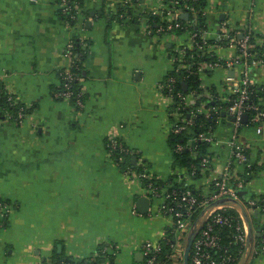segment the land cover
Listing matches in <instances>:
<instances>
[{"label":"crops","instance_id":"crops-1","mask_svg":"<svg viewBox=\"0 0 264 264\" xmlns=\"http://www.w3.org/2000/svg\"><path fill=\"white\" fill-rule=\"evenodd\" d=\"M122 1L79 0L75 19L66 20L58 0H0V94L13 92L29 111L26 124L18 125L0 107V201L10 207L7 216L0 215V264L67 259L82 264L100 251L107 252L99 257L103 264H144V243L171 249L168 240L179 257L176 264H184L190 237L176 236L173 222L166 220L170 216L152 212L144 186L127 179L107 150L108 140L116 137L135 151L129 159L134 170L142 160L150 176L163 183L181 173L169 99L160 89L173 68L172 45L165 39L153 42L138 20L140 6L126 9L125 21L119 19ZM200 8L210 28L229 22L264 40V0H203ZM71 41L82 48L81 109L54 97ZM250 74L253 85L264 88V67H252ZM216 75L218 87L212 86L224 94V73ZM235 134L249 150L250 165L258 168L239 201L258 238L264 218L247 203L264 199V134L248 121L235 133L223 113L205 153L223 161L211 173L219 177ZM208 175L187 185L208 195ZM141 198H149L147 213L139 210Z\"/></svg>","mask_w":264,"mask_h":264},{"label":"built area","instance_id":"built-area-1","mask_svg":"<svg viewBox=\"0 0 264 264\" xmlns=\"http://www.w3.org/2000/svg\"><path fill=\"white\" fill-rule=\"evenodd\" d=\"M58 1L60 13L66 20L75 19L79 1ZM199 1L124 0L119 6L121 14L117 13L119 19L125 21V10L140 6L143 16L138 20L153 42L170 41L173 68L160 89L169 99V116L172 119L170 133L185 140L184 143L174 145V153L188 151L194 163L189 169L182 168L175 180L163 183L150 176L142 160L138 169L131 168L129 159L135 155V151L116 137L108 140L107 150L123 169L127 179L141 183L150 200L159 202L157 215H168L173 219L172 232L176 236L190 237L194 234L188 264H256L264 259V227L256 238L249 225L246 209L241 206L242 209L239 202L240 194L249 182L246 179L250 175L249 169L254 167L249 163V150L239 143L235 134L224 171L219 177L212 176L217 163L213 156L201 154L199 144L211 145L213 131L196 133L194 126L198 115L218 122L225 113L237 133L244 124L243 117L247 115V121L257 127V133L264 134V108L259 99L264 88L253 85L250 76L252 67H264V40L242 25L232 26L225 22L210 28L205 22L201 24L206 11L193 5ZM185 14L189 17L186 22L183 19ZM76 45L82 49L75 41L69 42L66 47L64 57L68 64L59 72L60 86L54 92V97L72 102L81 109L84 106L80 86L82 78L75 70L78 68L76 59L82 56V50L76 53ZM218 71L225 76L226 85L222 87L224 94L220 88L205 82V78ZM230 72L233 74L229 75ZM177 75L183 77L182 84L195 78L198 87L193 89L187 83L189 94L179 91ZM74 82L79 84L78 91L74 90ZM1 93L6 94L11 106L18 107L16 115L5 111L7 115L18 125L26 124L29 118L28 107L21 106L13 92ZM197 161L198 164H195ZM197 174H209V178L212 177L211 193L208 195L187 185V181ZM247 208L250 211L256 210L264 218V199L248 201ZM9 211L8 204L0 201V215L5 217ZM167 244L174 250L172 242L168 240ZM186 246L187 243L184 249ZM142 252L144 264H169L173 260V254H166L161 242L146 241ZM106 254V251H100L96 257L82 264H97V259L105 258ZM48 264L80 263L64 260Z\"/></svg>","mask_w":264,"mask_h":264},{"label":"trees","instance_id":"trees-1","mask_svg":"<svg viewBox=\"0 0 264 264\" xmlns=\"http://www.w3.org/2000/svg\"><path fill=\"white\" fill-rule=\"evenodd\" d=\"M79 1V0H78ZM203 4V0H200L197 4H193L194 6L196 7H200L201 5ZM186 22V20H184ZM203 22V19H201V24ZM202 27V26H201ZM80 48L76 45V49H75V52L78 53L80 52ZM76 62H77V65H78V68L77 70H75V72L77 73L78 76H81V65H82V59L81 57H77L76 59ZM177 79L179 80V83L177 84V87H178V90L183 92V93H186V94H189L188 90H185L183 88V84H182V80H183V77L182 76H176ZM190 87H192L193 89H196L198 87V82L195 78H192L190 80H187L186 81ZM74 90L75 91H78L80 89L79 87V84L74 82ZM263 97L262 94L259 95V99ZM258 98H256V101H259ZM0 107L3 108L4 111H8L11 115H16L17 111H18V107H14V106H11L10 105V102H8L7 100V97H6V94L5 93H1L0 94ZM28 113V111H27ZM195 126H194V132L198 133V132H206V131H213L215 129V126L217 124L216 120L215 119H206L203 115H198L197 118H196V122H195ZM172 140V144L175 145L176 143H184L185 140L183 137H174L171 139ZM206 147L207 145L205 144H199V149L201 151V154L205 153L206 151ZM198 161H200V158L198 159ZM198 161L195 163V164H198ZM194 161L190 158V153L188 151H184L182 154H176L175 155V165H177L179 168H186V169H189L191 164H193ZM252 173L253 176L255 174L258 173V168L257 167H251L249 169V174L246 179L247 181H250L252 179ZM199 175H195L194 178H198ZM196 216V215H195ZM196 218V217H194ZM165 253L166 254H173L174 255V252H172V250L167 247L165 249ZM66 261H70V260H66ZM100 259L98 258L97 259V264L100 263ZM58 262V261H57ZM176 262H173V264H175ZM169 264H171V262H169Z\"/></svg>","mask_w":264,"mask_h":264},{"label":"rangeland","instance_id":"rangeland-1","mask_svg":"<svg viewBox=\"0 0 264 264\" xmlns=\"http://www.w3.org/2000/svg\"><path fill=\"white\" fill-rule=\"evenodd\" d=\"M212 77H208V78H205V82L206 83H208V84H210V85H215V87H218V80L220 79V77L218 76V75H216V73H214V74H212L211 75ZM253 128H255L254 126H253ZM254 133H255V131H254ZM255 135H256V133H255ZM214 162H217V163H219V162H223L222 160H219L218 161V158H214ZM210 180L212 179V177H210L209 178ZM198 185L200 184V183H202L203 182V179H201V180H197V179H195L194 180ZM158 205H159V202L158 201H155V200H153L152 201V212L155 214L158 210ZM9 206V205H8ZM200 215V213L199 214H197V217ZM166 220H169L170 222L169 223H171V222H173V219L171 218V217H166ZM168 223V224H169ZM172 224V223H171ZM187 243H188V241H187ZM173 256V262H180L179 260H177L179 257L177 256V254H174V255H172ZM182 259V258H181ZM171 261V262H172ZM176 264V263H175Z\"/></svg>","mask_w":264,"mask_h":264},{"label":"water","instance_id":"water-1","mask_svg":"<svg viewBox=\"0 0 264 264\" xmlns=\"http://www.w3.org/2000/svg\"><path fill=\"white\" fill-rule=\"evenodd\" d=\"M184 18H187V15H184ZM230 74H233V73L231 72ZM242 120H243V122H247V120H248L247 115H245ZM149 205H150L149 198H141L138 200L139 210L144 212V213H147ZM193 240H194V234H192L188 240V243H187V246L185 249V253H184V264L189 263V254H190V250L192 247Z\"/></svg>","mask_w":264,"mask_h":264}]
</instances>
